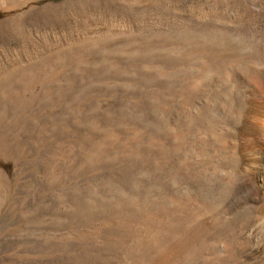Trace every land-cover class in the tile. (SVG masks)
Instances as JSON below:
<instances>
[{"label": "rangeland", "instance_id": "374dc122", "mask_svg": "<svg viewBox=\"0 0 264 264\" xmlns=\"http://www.w3.org/2000/svg\"><path fill=\"white\" fill-rule=\"evenodd\" d=\"M263 44L264 0H0V264H138L197 207L221 215L204 243L223 231L222 247L247 244L238 264H264V220L239 208L242 190L195 186L190 201L177 156L160 177L153 161L172 130L155 104L174 64V76L247 80ZM175 45L194 52L183 63ZM214 100L236 124L250 114L249 99ZM212 114L191 134L217 125Z\"/></svg>", "mask_w": 264, "mask_h": 264}, {"label": "bare ground", "instance_id": "6f19581e", "mask_svg": "<svg viewBox=\"0 0 264 264\" xmlns=\"http://www.w3.org/2000/svg\"><path fill=\"white\" fill-rule=\"evenodd\" d=\"M175 48L178 49V56L175 55L178 59L182 60L183 63L187 58L189 59L191 53L194 52H188L186 47L182 45H178ZM197 51L195 53H197ZM175 52L177 53V50H175ZM254 53L256 58L253 61L251 77L249 79L245 80L244 78L238 77V79H231L229 82L226 80V82H224L226 78L224 79V77H222L224 79L222 81L221 76H217V78L221 80H219L220 83L217 85H215L217 78H214L213 76L208 77L206 75L207 77H205L203 75L206 79H203V76H201L202 78L191 77V75L189 77L190 72H188V74L186 73L188 76L180 77L179 75L176 76L177 74L174 76L173 74L176 71H179L178 69L180 68L178 64H174L175 68L170 69V74L172 76L169 74L170 95L168 103L166 106H164L162 101H158L155 104L157 125L160 127L164 125L163 114L166 111L167 115L170 116L169 121L172 130L168 133L166 140L165 147H167V151L164 149L163 142L161 140L158 141L154 148L155 156L153 161L156 174L160 177L165 163H168V165L170 163L168 158L170 159V157L177 156L175 157L176 162H178V164L175 165L177 166L175 167L176 175H183V178L181 177L182 180L178 182H180V185H182L181 187H183L184 190L186 189L187 192L189 191L188 197L190 198V201L193 198L197 199L194 196L196 189L195 186L200 189L208 190L209 193L218 188L223 189L224 191L233 188L242 190L243 194L239 208H241V210L254 212L255 217L253 218L262 221L264 220V44L255 47ZM198 55L201 56V54ZM210 61L212 62V65L215 66L214 62L212 60ZM207 63L202 62L201 65H199V71L202 72V74H205L208 70H213L209 68ZM192 69L195 70L193 67ZM221 69L222 66L220 69L217 68V71ZM162 74V72L158 74L157 82L159 84L163 83ZM245 83L247 84L245 85ZM238 88L241 89V91L239 90V93L232 92L233 89L238 90ZM214 99H222L227 103H236L240 106H244L245 100L249 99L250 114L244 116L241 122L236 124L232 115L225 113L223 107L215 105ZM230 107H232V105ZM214 110L218 117L216 120L215 116L217 115L214 116V114H212L214 117L211 119L212 121L214 120L217 125H205L208 130L204 134H191V129L193 127L195 128V125L202 124L204 117L206 115H209L210 117ZM144 125L147 124L144 123ZM159 134L162 136L161 131H159ZM229 138H232V140H229ZM225 139H228V141ZM207 161L213 164L209 174L206 173L204 166V163ZM173 168L174 167L172 166L170 171L175 173ZM234 168H238V172L232 176L229 172L234 170ZM216 194H218V192ZM214 198L217 197L214 196ZM220 201H222V198ZM185 202L187 203V201ZM194 205L197 206L196 204ZM220 207L218 206L217 208L220 209ZM215 208L216 207H214V210ZM182 215L184 214L182 213ZM218 217H221L219 212L206 214L200 212L197 207L196 210L192 212L190 220H182L177 225L175 222V225L172 226L167 236H165V234L163 237L161 235L159 238L155 239L153 244L154 248L149 252L142 253V255H145L142 257L140 256L141 259L138 264H177L179 261L181 263V260L182 264H214L225 260H232L235 262L234 264H238L237 257L244 252L247 244L237 245L234 249L229 244L222 247L220 245V237H222L223 231L218 238L213 239L212 243H204L201 239L199 232L205 228V226L212 225L213 218L215 219ZM144 235L146 234L144 233ZM150 241H153V239ZM231 242L233 243V240ZM248 242H250V239H248ZM196 243L199 244L198 248H194ZM218 246V251L214 250Z\"/></svg>", "mask_w": 264, "mask_h": 264}]
</instances>
